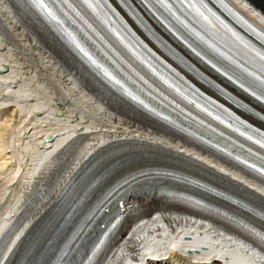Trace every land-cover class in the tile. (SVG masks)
<instances>
[{
    "label": "bare ground",
    "instance_id": "6f19581e",
    "mask_svg": "<svg viewBox=\"0 0 264 264\" xmlns=\"http://www.w3.org/2000/svg\"><path fill=\"white\" fill-rule=\"evenodd\" d=\"M250 1L264 11V0ZM12 5H15L17 12ZM136 7L141 8L138 4ZM29 29H40L43 37L53 39L51 50L60 52L57 58L46 49L48 46L43 43L41 34L30 32ZM83 35L91 40L84 31ZM56 38V33L40 22L26 0H0V68L4 65L7 67L6 71L0 73V117L4 114L6 117V121L0 124V160H3L0 161V231L9 222L11 215L19 210L24 199L29 197L30 189L34 187L38 176L42 178L54 164L53 155L60 150H63L60 160L71 161L70 156L76 152L75 159L71 165L68 163L65 176L56 185L51 199L41 205L42 210H37L38 214L48 210L60 187L77 171L91 169L90 173L79 180V185H88L101 176L112 185L120 178L133 176L134 169L130 170V166L122 168L121 172L124 174L112 176L111 165L119 162L120 158L122 161L134 155L136 162L140 161L143 157L142 150L153 154L173 152L186 165L204 166L209 170H214L210 167L214 166L216 176L224 178L232 184V188L243 189L238 190V196L241 194L258 206H264L262 187L242 179L237 173L221 167L209 157L198 154L178 138L133 121V118L122 117L80 85L60 66L59 62H66L68 50ZM91 41L99 47L97 42ZM91 47L95 49L94 46ZM84 77L88 78L89 75ZM185 125L191 126L187 123ZM24 134L27 136L21 137ZM49 134L55 135L54 140L45 139ZM203 135L215 140L204 133ZM225 146L234 150L228 144ZM150 148L154 150H146ZM127 164H130V160L122 161V165ZM219 172L228 174L231 178ZM240 182H245L260 193L245 188ZM162 191V187L153 183L140 188L138 196L129 197L132 200L127 202L125 221L149 211H152L151 215L156 213L161 218H147L137 223L129 237L102 249L99 264H122L120 258L127 250L138 254L136 249L140 237L157 240L158 237L152 236L149 229H156L161 221L180 230L194 229L195 234L202 233L204 237H209L202 242L208 247L205 252L211 250L221 258L205 264H259L264 259V251L254 248L246 250L248 247H244L242 240L225 233L215 220H211L213 225L206 230L208 221L186 214V209L172 203ZM227 193L233 196L230 190ZM137 198L146 202H139ZM150 203L153 204L152 208L149 207ZM35 216L34 213L29 215L14 239ZM70 238L71 236L69 240ZM168 242L173 248L184 252L186 248L200 247L194 242L183 246L176 239ZM150 244L147 242L148 247ZM173 248H169V251ZM192 258L193 256H186L185 253L170 252L167 259L149 261L148 264H203L194 263ZM27 263L39 264L34 258H30Z\"/></svg>",
    "mask_w": 264,
    "mask_h": 264
},
{
    "label": "rangeland",
    "instance_id": "374dc122",
    "mask_svg": "<svg viewBox=\"0 0 264 264\" xmlns=\"http://www.w3.org/2000/svg\"><path fill=\"white\" fill-rule=\"evenodd\" d=\"M3 116V115H2ZM0 117V124H2L3 123V121L5 122L6 120V117H5V114H4V116L3 117ZM3 118V119H2ZM23 120V119H22ZM25 135V134H24ZM24 135H22L21 137H26L27 136V134L24 136ZM16 144H18V142L16 143ZM9 149L8 150H11V147H8ZM15 159V158H14ZM74 157H73V161H74ZM0 161H3V160H0ZM68 163L70 164V163H72L70 160L68 161ZM71 165V164H70ZM137 204H134V206H136ZM127 206H128V204H127ZM149 207H146V209H148ZM130 209V208H129ZM135 209H137V208H135ZM135 209H131V210H135ZM138 209H140V210H142L141 208H138ZM128 218V217H127ZM129 219H130V217H129Z\"/></svg>",
    "mask_w": 264,
    "mask_h": 264
}]
</instances>
